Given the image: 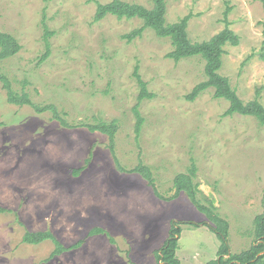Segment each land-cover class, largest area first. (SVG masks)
<instances>
[{
  "label": "rangeland",
  "instance_id": "rangeland-1",
  "mask_svg": "<svg viewBox=\"0 0 264 264\" xmlns=\"http://www.w3.org/2000/svg\"><path fill=\"white\" fill-rule=\"evenodd\" d=\"M110 0H0V31L20 50L3 60L11 87L50 111L10 104L0 82V264H155V251L172 220L215 225L186 193L169 200L173 179L196 167L197 198L228 222L230 253L254 240L253 223L264 213V125L250 115H224L229 102L212 87L186 95L206 79L200 56L175 61L169 38L139 28V18L107 14L95 21L97 3ZM152 7V0H123ZM166 22L189 14L191 41L208 40L226 20L239 37L226 44L219 73L244 102L256 89L264 105V10L261 0H165ZM45 19L49 55L45 52ZM151 98L139 102L143 123L135 133L133 107L139 86ZM117 122L113 152L108 137L86 124ZM147 165L157 196L145 178L129 171ZM74 174L75 168H80ZM120 167L122 169H120ZM181 225L180 264L217 257L220 240L207 226ZM102 232L90 235L91 230ZM25 230H49L63 246L82 244L49 259L50 240L22 242ZM226 255L225 257H227Z\"/></svg>",
  "mask_w": 264,
  "mask_h": 264
},
{
  "label": "trees",
  "instance_id": "trees-1",
  "mask_svg": "<svg viewBox=\"0 0 264 264\" xmlns=\"http://www.w3.org/2000/svg\"><path fill=\"white\" fill-rule=\"evenodd\" d=\"M261 1L264 10V0ZM165 13V0H152V7L150 8L137 3H128L123 0H110L106 3H97L94 20L98 21L107 14L115 15L118 18L125 17L128 19H141L143 22L142 25L139 28L130 31L128 34H124L123 37L130 40L133 37L140 35L145 28H149L153 30L157 36L170 39L173 48L167 53L169 58L177 61L182 58L200 56L205 61L204 73L206 79L195 85L191 92L185 96L186 99L193 100L201 91L212 87L214 89L213 95L216 98H224L229 102L227 109L223 113L224 115H232L234 113L250 115L255 117L260 124L264 125V105L260 102L259 89H256L255 95L252 99L244 102L240 99L236 90L231 86L229 79L219 73V69L222 65L224 46L228 43L234 46L239 43V37L229 28L228 21L226 20V25L221 31L208 40L191 41L187 33V25L190 15L187 14L175 22H166ZM42 26L44 29L43 38L45 52L39 58V62H42L49 55L48 40L53 34V31L48 30L44 18H42ZM19 50L20 44L13 35L0 31V64L3 60L15 55ZM137 70L138 68L135 67L134 76L139 86L137 103L133 107V113L136 118L134 128L136 135L139 134L143 123V117L138 110L139 102L144 98H151L153 96L152 93L147 91L146 82L141 78ZM0 82L2 88L6 92L8 103L20 106L28 105L36 112H45L48 110L52 113V117L58 120L62 126H70L53 104L39 105L34 103L25 91L18 92L14 90L11 87L10 80L7 75L1 71V68ZM86 126L92 132L99 131L106 134L109 141L108 145L111 152H113L114 135L117 130L116 120L112 119L108 122L98 121L93 124H86ZM81 169L82 167L75 168L73 173L78 174ZM120 169L122 168L120 167ZM129 171L141 174V176L145 178L147 183L153 188L154 193L161 197V194L155 187V179L147 165H143L140 162ZM195 175L196 167L192 164L187 173H179L174 177V193L171 196L164 198L172 200L178 197L180 192L183 191L193 205L203 212L215 225L209 224L206 221L193 222L192 220H172L168 237L155 251V264H180L179 259L175 255V251L178 248V239L182 229L180 224L182 223L192 226L205 225L219 238L220 244L217 251V257L207 261L205 264H264V213L258 214L254 218V240L250 247L239 253H230L228 243V222L215 212L212 202H210V206H206L197 198L196 195L199 192V187L194 181ZM6 211H8V209L0 205V213ZM98 232H102V230L100 228L91 230L90 235ZM21 240L24 243L32 245L39 244L45 240H50L54 244V249L50 253L48 257L49 259L64 251L79 247L83 242L82 240H79L69 246H63L49 230H25ZM226 255L228 256L225 257Z\"/></svg>",
  "mask_w": 264,
  "mask_h": 264
}]
</instances>
